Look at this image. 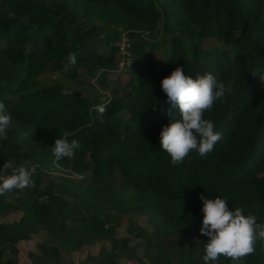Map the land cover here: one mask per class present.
I'll return each instance as SVG.
<instances>
[{"label":"trees","instance_id":"obj_1","mask_svg":"<svg viewBox=\"0 0 264 264\" xmlns=\"http://www.w3.org/2000/svg\"><path fill=\"white\" fill-rule=\"evenodd\" d=\"M96 23L121 28L135 60L126 88H112L109 98L101 91L119 67L118 48L96 45ZM143 35L163 48L158 60ZM207 39L214 41L203 48ZM70 53L77 63L65 71ZM177 67L193 79L204 73L233 79L236 87L205 113L222 135L215 150L206 158L192 152L173 167L159 139L170 107L161 80ZM253 68L264 71V0H0V102L14 125L0 140V170L6 161L37 165L36 187L0 196V264H18L15 235L25 241L40 234L45 240L38 254L28 252L31 261L38 255L60 264L63 250L101 243L86 261L118 264L123 256L104 245L117 242L128 253L112 218L123 215L145 216L151 227L136 228L145 252L128 255L133 262L203 264L201 194L225 198L230 209L264 223V81L250 74ZM55 74V82L42 79ZM98 105L106 106L102 120L95 119ZM173 112L182 119L178 108ZM20 134L37 150L27 153ZM56 138L82 147L54 167ZM76 207L81 213L72 220ZM18 212L19 226L2 221ZM263 245L258 240L243 261L264 264ZM215 264L232 262L221 257Z\"/></svg>","mask_w":264,"mask_h":264},{"label":"clouds","instance_id":"obj_2","mask_svg":"<svg viewBox=\"0 0 264 264\" xmlns=\"http://www.w3.org/2000/svg\"><path fill=\"white\" fill-rule=\"evenodd\" d=\"M76 63L77 54L70 53L65 71ZM250 74L253 77L259 76L264 81V71L259 68H253ZM235 87V80L225 81L211 73H204L193 79L185 75L181 67L161 80L162 91L167 97L165 103L170 107L166 112L169 123L162 126L159 139L163 152L170 157L173 167L182 163L192 152L200 158H206L215 150L222 135L215 131V123L206 119L205 113L217 101L226 103V96L232 94ZM177 108L182 119H177L173 112ZM95 111V119L102 120L106 106L98 105ZM10 124L11 115L7 112L6 105L0 102V140L8 139ZM34 131L35 129L31 130ZM81 147L77 140L69 142L65 138H56L51 147L54 157L52 165L58 166V162L65 158L72 159ZM0 172L6 173L0 176V196L13 190L36 187L33 171L23 165L14 167L11 161H6ZM199 199L202 201L203 213L199 232L208 237L203 242V264H215L221 257L230 260L232 264H240L245 257L255 253L258 240L264 242V223H257L255 215H245L240 207L230 209L225 198H211L201 194Z\"/></svg>","mask_w":264,"mask_h":264},{"label":"rangeland","instance_id":"obj_3","mask_svg":"<svg viewBox=\"0 0 264 264\" xmlns=\"http://www.w3.org/2000/svg\"><path fill=\"white\" fill-rule=\"evenodd\" d=\"M94 26L99 32L95 40V43L97 46L100 47V49H107L110 47L118 48V52L115 58H116V61L119 67L116 71L109 73L110 75L108 76V88L104 91H101L104 98H109L110 90L112 88L117 87V86L122 90L126 88L125 86L128 83L129 78L131 76H134V73H132L131 71L134 70L135 60L134 59L131 60V57H129L127 60H123L121 59L119 55V52H120L119 47L124 42L123 39L126 38L125 33L122 31L121 28H115L113 26L111 27L103 26L102 24H99V23H96ZM86 27L89 28L90 25H87ZM160 27H161V24H160ZM98 28H101V30ZM142 38L148 44L147 51L152 53L153 57L156 60H158V58L160 57L159 50L163 48H161V46H152V44H156L157 40H152L147 35H143ZM213 41L214 40L212 39H207L203 41L201 44L203 48H206L210 46L213 43ZM150 47H152L153 50ZM125 61H126V64H125ZM42 79L44 81L47 80V82H55L58 79H60V76L57 74L48 75V76H43ZM84 79L86 80L87 83L89 82L86 78ZM91 84L95 86V80H92ZM85 85L86 83L82 85L83 88L81 89H84ZM95 90H99L97 88V85L95 87ZM9 127L14 128V125L11 123ZM20 137L23 138L24 140L25 148L29 149L26 151L27 153H30L32 150H37L36 143L28 141L27 138L21 134H20ZM23 163L26 164L32 171L37 166L35 164L36 162L30 159L24 160ZM44 173H46V171H44ZM49 176L54 180L60 177L61 174L60 173H50ZM74 178L78 180V179H81L82 176H74ZM80 213H81L80 209L76 207V210L74 211L75 216H72L71 219L73 220ZM21 218H22V213L18 212V213L10 214L6 216L4 219H2V221L9 222L12 225L16 224V226H19L21 222ZM112 218L115 219V226L117 228V238L118 239L120 238L128 239V248H129L128 253H123L120 249L121 247L120 244H118L117 242L112 247H110L109 244H105L104 246L106 247V249L108 250L111 249L114 253L119 252L123 256L119 259L118 264H137L133 262L132 260H130L128 255H130L134 251L136 256L143 257L144 252H145V243L141 238H137L135 236V232H136L135 230L139 226V227L144 228L147 232L149 233L151 232V227L147 223V217L139 216V215H134V216L123 215L120 217L112 216ZM15 236L16 237H14L12 249L14 251V255L17 258L18 264H49L48 261H43L42 259H40L38 255H36V257L32 261L28 258V252L30 251L38 254L37 245L45 240L44 235L42 234L32 235L29 240H25V241L20 240L18 238L19 235H15ZM199 240H200L199 237L195 239L189 238L185 240V244L188 245V244H191L192 242H198ZM102 246L103 245L99 243L95 246L72 248L70 251L63 250L60 255V264H97L96 262L86 261V260L88 257H91L92 254H96L97 252H99ZM243 260L240 262V264H246ZM145 264H148V263L145 261ZM255 264H261V262L258 260V262Z\"/></svg>","mask_w":264,"mask_h":264},{"label":"built area","instance_id":"obj_4","mask_svg":"<svg viewBox=\"0 0 264 264\" xmlns=\"http://www.w3.org/2000/svg\"><path fill=\"white\" fill-rule=\"evenodd\" d=\"M123 41L124 42L119 47V51H120L119 52V55H120L121 59H123V60H127L129 57H131V60H132L133 58H132V53L130 51V43H129V40L126 37L125 39H123ZM125 64H126V61H125Z\"/></svg>","mask_w":264,"mask_h":264}]
</instances>
